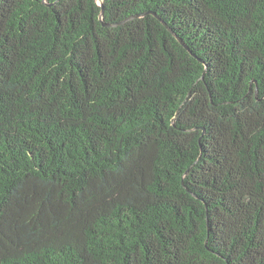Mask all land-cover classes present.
<instances>
[{
  "label": "trees",
  "instance_id": "trees-1",
  "mask_svg": "<svg viewBox=\"0 0 264 264\" xmlns=\"http://www.w3.org/2000/svg\"><path fill=\"white\" fill-rule=\"evenodd\" d=\"M100 1L0 0V264H264V0Z\"/></svg>",
  "mask_w": 264,
  "mask_h": 264
},
{
  "label": "water",
  "instance_id": "water-1",
  "mask_svg": "<svg viewBox=\"0 0 264 264\" xmlns=\"http://www.w3.org/2000/svg\"><path fill=\"white\" fill-rule=\"evenodd\" d=\"M99 4L102 5L101 1H99ZM103 8V7H102ZM102 16V13L100 14V17Z\"/></svg>",
  "mask_w": 264,
  "mask_h": 264
},
{
  "label": "clouds",
  "instance_id": "clouds-1",
  "mask_svg": "<svg viewBox=\"0 0 264 264\" xmlns=\"http://www.w3.org/2000/svg\"><path fill=\"white\" fill-rule=\"evenodd\" d=\"M100 0H98V2H99Z\"/></svg>",
  "mask_w": 264,
  "mask_h": 264
}]
</instances>
